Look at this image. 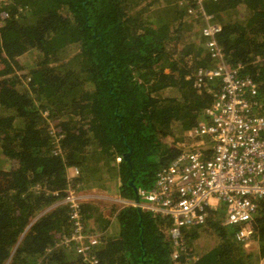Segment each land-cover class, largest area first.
<instances>
[{
  "label": "trees",
  "instance_id": "16d2710c",
  "mask_svg": "<svg viewBox=\"0 0 264 264\" xmlns=\"http://www.w3.org/2000/svg\"><path fill=\"white\" fill-rule=\"evenodd\" d=\"M15 1L0 7V264H86L55 244L70 230L66 168H77L80 189L134 204V190L150 188L187 144L185 132L209 122L207 89L219 82L196 86L197 68L212 61L200 21L177 0H25L32 7L19 12ZM205 5L221 24L224 60L242 66L264 101V0ZM253 202L257 253L235 240L244 225L223 224V207L182 227L175 259L168 219L140 201L85 202L81 217L98 238L97 264H257L264 197Z\"/></svg>",
  "mask_w": 264,
  "mask_h": 264
},
{
  "label": "built area",
  "instance_id": "2783aa9c",
  "mask_svg": "<svg viewBox=\"0 0 264 264\" xmlns=\"http://www.w3.org/2000/svg\"><path fill=\"white\" fill-rule=\"evenodd\" d=\"M194 1L198 6L190 8L188 13L202 16L205 22L202 33L212 37L220 27L204 12L202 0ZM3 3L5 0H0V7ZM218 74L199 72L197 76L202 82V76ZM223 82L216 102L207 111L212 121L196 125L187 132L189 138L201 139L193 147L194 152L181 153L155 174L149 190L139 192L143 209L169 220L172 259L179 252H185L182 227L202 223L206 209L215 210L219 203L224 205V225H244L237 230L235 239L246 246L252 241L248 223L255 210L253 199L264 197V115L254 113L255 107L261 104L255 100L256 85L250 78L240 77L237 69H232L223 73ZM53 137L57 152L58 137ZM204 139L208 140V146ZM77 174V169L73 168L72 177L67 178L64 198L70 230L56 234L55 244L74 250L86 264H97L98 238L86 232L78 204L80 196L73 188L72 178ZM195 261L193 258L184 264ZM258 264H264V254Z\"/></svg>",
  "mask_w": 264,
  "mask_h": 264
},
{
  "label": "clouds",
  "instance_id": "9594fccd",
  "mask_svg": "<svg viewBox=\"0 0 264 264\" xmlns=\"http://www.w3.org/2000/svg\"><path fill=\"white\" fill-rule=\"evenodd\" d=\"M13 1H15V0H5V3H3L2 5H1V7H7L8 6V8H9V5L10 4H13ZM205 2H206V0H202V2H201V5H202V8H203V10H204V12L206 13V14H209V15H211L212 17H213V19H214V21L219 25V27H220V30L217 32V33H215L212 37H210V36H205L203 33H202V29H203V27L205 26V22H204V20H203V18H202V16H200V15H198V16H195L194 14H190V13H188V10L190 9V8H196L198 5H197V3L194 1V0H186V1H181V0H177L176 1V4L177 5H184L185 6V12H186V14L187 15H189V16H192L193 18H195V19H198L199 21H200V23H201V28H200V34H201V36L205 39V41H206V44H205V46H206V51H207V53H208V56H209V58L211 59V61H212V64H209V65H206V66H204V67H198L197 68V70H196V73H195V82H196V86H198V87H200V88H207V84L209 83V82H212V81H214V80H218V82H219V88H218V91L217 92H215V91H213L212 89H210V88H208L207 89V94L209 95V97H210V99H211V104H210V106H209V108L205 111V113H206V115L209 117V122L208 123H202V124H209L211 121H212V117L208 114V110L214 105V103L216 102V99H217V96L220 94V91H221V89L223 88V84H224V82H223V73L224 72H228V71H230V70H232V69H237V72H238V74H239V76L240 77H248V78H250L249 76H246V75H243L242 74V66L241 65H238L237 67H235V68H232V66L230 65V64H228L225 60H224V55H223V52H222V50H221V48H220V46H219V43H218V40H217V37H218V35L221 33V24L218 22V20L215 18V16L212 14V13H210L207 9H206V5H205ZM14 5V4H13ZM28 6H30V4H28V3H26V4H24V3H22L21 2V0H18V1H15V9L17 10V12H19V11H25V9H27L28 8ZM9 16V10L8 9H6V10H4L3 11V13H2V17H8ZM0 25H1V15H0ZM214 42V45L213 46H211L210 45V43L211 42ZM211 48H213V49H211ZM202 73V74H206V73H210V74H215V73H219L218 75H212L211 77H208V76H202V82H199V78H198V76H197V74L198 73ZM251 79V78H250ZM255 84V83H254ZM256 90H257V88H256ZM214 94H216V95H214ZM255 100L259 103V104H261L260 106H256L255 107V109H254V113L255 114H257V115H264V101L263 100H261L259 97H258V92L256 93V97H255ZM198 125H200V124H198ZM196 126V125H195ZM194 127V126H193ZM193 127H191V128H193ZM190 128V129H191ZM189 129V130H190ZM264 134V132L262 133V135ZM185 137L186 138H189L188 136H187V133H186V135H185ZM189 139H192V138H189ZM193 140V142H195V139H192ZM198 140H199V142H200V138H198ZM205 140V143H206V145L205 146H208V140L207 139H204ZM55 145V144H54ZM182 146H184V144H182L180 147H182ZM193 147H195V145L193 146ZM193 147L191 148V149H188V150H186V151H184L185 153H192V152H194V149H193ZM202 147V146H201ZM54 148H55V146H54ZM184 152H180L179 154H178V156L181 154V153H184ZM59 153V150L56 152L55 150H54V154H58ZM177 156V157H178ZM177 157H175L174 158V161L176 160V158ZM173 161V162H174ZM73 168H75V167H68V168H66V186H67V178L68 177H72V169ZM69 169V172H67V170ZM77 169V168H76ZM78 171V170H77ZM78 175H79V171H78V174H77V176L76 177H73L72 178V181H73V188H74V191L80 196V200H79V209H80V213H81V204L82 203H85V202H95L94 201V197H93V194H91L90 192H93V191H86V190H83V189H80V182H78V181H76V179H77V177H78ZM155 178V177H154ZM153 185V184H152ZM152 187V186H151ZM150 187V188H151ZM150 188H148V190L150 189ZM67 189V188H66ZM66 189H65V195H66ZM141 190H145V189H140L139 191H136L137 192V195H138V201H140V196H139V192L141 191ZM64 198H65V196H64ZM64 198H63V200H62V203L67 207V220H68V206H67V204L66 203H64ZM138 202H134V204L136 205ZM134 204L133 203H129V204H127V205H133L134 206ZM126 205V206H127ZM142 210H144L145 211V209H143L142 207H141V204L139 203V205H138ZM208 210H210V209H206V211H208ZM148 211V210H147ZM205 211V212H206ZM152 213V212H151ZM82 215V214H81ZM167 219V218H166ZM169 221V220H168ZM169 227H170V223H169ZM236 240V239H235ZM237 241V240H236ZM238 242V241H237ZM252 242V241H251ZM239 243H241V242H239ZM241 244H243V243H241ZM244 245V244H243ZM243 248L246 250V247H244L243 246ZM258 264V263H257Z\"/></svg>",
  "mask_w": 264,
  "mask_h": 264
},
{
  "label": "rangeland",
  "instance_id": "374dc122",
  "mask_svg": "<svg viewBox=\"0 0 264 264\" xmlns=\"http://www.w3.org/2000/svg\"><path fill=\"white\" fill-rule=\"evenodd\" d=\"M22 3L26 4L25 0H21ZM42 4L44 5V7H47L49 5V0H42ZM30 6L32 7V5L30 4ZM39 6L37 5L36 8H38ZM186 135V133H185ZM146 191L148 189H145ZM91 194H93L94 197V201L96 203H99L100 205H103L107 208H110L111 206H117V208H121L123 206H126L127 204H129L130 202L128 201H124L121 198L117 197V196H112V195H108L106 193H98V192H90ZM209 202H212L211 199H209ZM140 204H143V200L140 199ZM224 216H225V211H224ZM255 244H253V241L246 247V251L247 252H253L255 251Z\"/></svg>",
  "mask_w": 264,
  "mask_h": 264
},
{
  "label": "crops",
  "instance_id": "0c3cea01",
  "mask_svg": "<svg viewBox=\"0 0 264 264\" xmlns=\"http://www.w3.org/2000/svg\"><path fill=\"white\" fill-rule=\"evenodd\" d=\"M188 131H189V129H188L185 133H187ZM187 136H188V134H187ZM186 139H187V144L181 147V151H180V152H184V151H186V150H188V149H191L194 145H197V144L199 143V140H198V139H195V142H193L192 139H189V138H186ZM67 172H69V169L67 170ZM220 207H223V212H224V205L221 204V203H219V204L217 205V208H216L214 211H216V210L219 209ZM253 244H255V248H254L255 251H254V252H256V251H257L256 243L253 242ZM242 246L247 247L246 245H243V244H242ZM256 253H257V252H256ZM256 253H255V254H256Z\"/></svg>",
  "mask_w": 264,
  "mask_h": 264
},
{
  "label": "water",
  "instance_id": "95a60500",
  "mask_svg": "<svg viewBox=\"0 0 264 264\" xmlns=\"http://www.w3.org/2000/svg\"><path fill=\"white\" fill-rule=\"evenodd\" d=\"M127 155H125L124 157L126 158ZM134 193H135V202H138V195H137V192L136 190H134Z\"/></svg>",
  "mask_w": 264,
  "mask_h": 264
}]
</instances>
